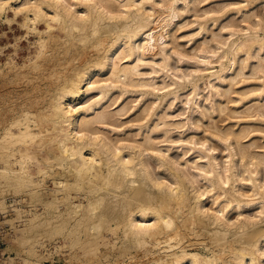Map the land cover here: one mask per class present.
I'll return each mask as SVG.
<instances>
[{"label": "bare ground", "instance_id": "bare-ground-1", "mask_svg": "<svg viewBox=\"0 0 264 264\" xmlns=\"http://www.w3.org/2000/svg\"><path fill=\"white\" fill-rule=\"evenodd\" d=\"M190 2L0 0V19L11 9L14 15L26 13L25 26L31 32L37 31L38 22L46 24V38L37 59L28 64L26 82H22L26 76L21 75L24 79L13 82L18 84L15 88L0 92V194L11 193L15 203L24 194L40 201L47 191L44 184L50 179V198L43 203L49 218L43 223L33 214L26 223L30 226L32 221L33 231L43 226V236L49 241L62 237L75 252V259L93 261L104 254L102 248L118 264H256L259 259L263 221L245 219L231 232L230 223L220 215L225 217L230 209L239 210L260 199L264 204V193L259 192L262 197L252 203L244 201L234 192V172L226 178L211 164L209 173L213 176L207 177L211 188L227 193L224 184H231L233 193L228 197L218 193L223 205L209 214L203 208L205 194L195 191L192 180L166 163L152 137L139 141L135 149L114 140L107 130L113 124L112 96L148 86L136 77L134 58L146 50L156 53L162 44L158 35L161 21L172 20L176 6L182 3L189 7ZM147 3H151V11L146 9ZM240 13L245 18L263 16L248 7L237 9L236 14ZM51 22L56 23L58 34ZM260 26V22L255 30L247 26L242 40L232 42L227 53L234 50L236 54L246 45L249 49L263 48ZM209 62L207 70L213 71L208 74L218 79L219 71L209 67ZM259 67L264 70V64ZM202 73L201 78L206 71ZM2 84L4 87L7 82ZM91 94L97 97L83 101ZM235 136L240 138V134ZM146 152L170 172L173 183L153 180L144 158ZM2 198L0 208L10 212ZM39 236H34V242ZM205 240L212 246L208 248ZM198 241L206 243L210 256L187 250L185 244L193 247L201 244Z\"/></svg>", "mask_w": 264, "mask_h": 264}, {"label": "rangeland", "instance_id": "rangeland-1", "mask_svg": "<svg viewBox=\"0 0 264 264\" xmlns=\"http://www.w3.org/2000/svg\"><path fill=\"white\" fill-rule=\"evenodd\" d=\"M243 7L263 16L245 18L243 13L236 14L237 9ZM146 9L151 11V3H147ZM224 12H227L226 15ZM19 14L14 15V10L10 9L0 19V92L1 89L5 92L8 88H15L18 84L13 82L24 79L21 75L26 76L22 81L26 82L29 65L39 56L42 41L46 38L44 21L38 22L37 31L31 32L25 26L26 13ZM262 17L263 0H192L189 7L179 3L172 20L161 21L158 35L162 37V44L159 45V50L156 53H148L146 50L134 58L136 77L148 86L133 87L135 90H129L132 93L124 96L117 93L109 103L110 111L114 114L113 124L107 128L111 131V137L114 140L119 139L125 145L135 146V149L138 148L139 141L152 137V143L161 150L167 159L166 163L172 165V168L175 166V169L178 168L192 180L195 191L205 194L203 208L209 214L218 212L223 205V198L217 199L218 193L221 196L228 194V197L232 192L231 184H224L227 193L211 188L207 178L213 176L209 173L211 164L216 165L217 170L226 178L234 172L237 180L234 192L244 201L252 203L260 198L259 192L264 193V70L259 67L264 64V47L257 50L244 45L245 47L238 49V54L233 53L234 50L227 53L232 42L242 40L240 38L247 33V26L255 30L260 22V35L263 40ZM51 24L54 26L56 23ZM55 27L56 25L54 32L58 34ZM206 61L213 64L208 65L213 66L214 71H219L218 79L208 74L213 69L207 70ZM204 71L206 75L201 78L200 74ZM10 73H14L12 77ZM2 82H7V85L2 87ZM146 90H151V93H144ZM90 97L97 95L91 94L83 101ZM236 134H240V138L237 139ZM239 146L246 151V157H243V150ZM145 156L154 181L173 183L170 172L158 164L156 158L149 157L150 152H146ZM201 176L206 179L203 180ZM252 185H256L255 188ZM52 187V181L48 179L44 184L47 191L43 193L40 201L24 194L17 197L20 203L16 204V198L11 193L5 196L0 194V199L4 197L3 202L10 207V212L3 206L1 208L4 211H0V240L6 253L5 259L9 256L6 263L118 264L113 263V258L106 255L102 247L106 259L103 253L99 255L101 258H94V262L87 257L75 259V252L62 237L58 236L57 241H49L43 236V226L34 231L32 221L27 226L26 222L33 214L39 216L43 223L42 220L49 218L43 203L50 198L48 192ZM260 200L249 206L244 205L239 210L234 207L228 211L227 216L220 217L224 222L230 223L231 232L237 231L238 223L245 219L249 222L263 221L261 225H264V204ZM13 205L15 208H12ZM16 207L18 210L13 212ZM18 211L21 214H17ZM38 234L40 236L34 242V236ZM202 242L204 241L193 247L189 246L191 243L185 246L188 245L187 250L192 253L210 256V250L205 245L207 243L208 248L212 245L206 240L205 245ZM257 257L259 259H256V264H264V243Z\"/></svg>", "mask_w": 264, "mask_h": 264}, {"label": "built area", "instance_id": "built-area-1", "mask_svg": "<svg viewBox=\"0 0 264 264\" xmlns=\"http://www.w3.org/2000/svg\"><path fill=\"white\" fill-rule=\"evenodd\" d=\"M2 245H3V242H1L0 240V264H7L6 260L9 258V256L7 259H5L6 253L4 252Z\"/></svg>", "mask_w": 264, "mask_h": 264}]
</instances>
